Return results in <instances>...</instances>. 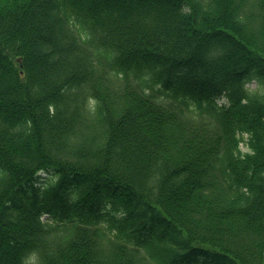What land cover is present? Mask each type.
<instances>
[{
  "label": "trees",
  "instance_id": "1",
  "mask_svg": "<svg viewBox=\"0 0 264 264\" xmlns=\"http://www.w3.org/2000/svg\"><path fill=\"white\" fill-rule=\"evenodd\" d=\"M0 264H264V0H0Z\"/></svg>",
  "mask_w": 264,
  "mask_h": 264
},
{
  "label": "rangeland",
  "instance_id": "2",
  "mask_svg": "<svg viewBox=\"0 0 264 264\" xmlns=\"http://www.w3.org/2000/svg\"><path fill=\"white\" fill-rule=\"evenodd\" d=\"M250 88L252 89H259L260 86L258 85V83L256 81H252L250 83L247 84ZM243 150H247V147L245 145H242Z\"/></svg>",
  "mask_w": 264,
  "mask_h": 264
}]
</instances>
